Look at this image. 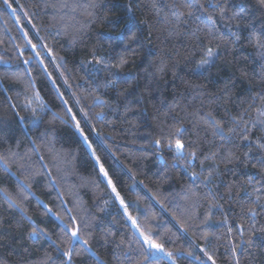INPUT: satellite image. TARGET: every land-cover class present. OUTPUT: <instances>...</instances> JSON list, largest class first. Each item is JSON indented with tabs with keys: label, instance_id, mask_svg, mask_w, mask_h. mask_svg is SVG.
<instances>
[{
	"label": "trees",
	"instance_id": "16d2710c",
	"mask_svg": "<svg viewBox=\"0 0 264 264\" xmlns=\"http://www.w3.org/2000/svg\"><path fill=\"white\" fill-rule=\"evenodd\" d=\"M256 37L260 0H0V264H264Z\"/></svg>",
	"mask_w": 264,
	"mask_h": 264
},
{
	"label": "snow or ice",
	"instance_id": "6c2138e0",
	"mask_svg": "<svg viewBox=\"0 0 264 264\" xmlns=\"http://www.w3.org/2000/svg\"><path fill=\"white\" fill-rule=\"evenodd\" d=\"M5 2H7V0H5ZM260 3L264 4V0H260ZM236 16L239 17L240 14L237 13ZM236 38L239 39V36H237ZM249 39L251 40L252 38L249 37ZM256 47L258 49H264V41H261L259 37H256ZM260 54H261L262 58H264V53H260ZM216 55L217 54L213 53L211 51V49H209L208 52H207V59H205L204 62L199 66L200 69L206 70L207 67H210L214 63V58H215ZM96 63H98V64L108 63V61L104 60L103 58H99V59L96 60ZM120 63L124 64V63H126V61L123 58H121ZM261 95L264 96V94H261ZM262 114H264V113H262ZM207 119H208L209 124L212 127V130H213L214 134L220 135L222 138L226 139V137H224L222 126L217 121L212 119L211 117H208ZM183 131H184L183 129L178 130L177 131V135L181 134ZM230 131H231V129H230ZM156 143L159 144L160 141L158 140V141H156ZM170 147H171V145H170ZM262 147H264V145H262ZM175 149H176V151L178 153H180L182 155V150L184 149V145L181 143L180 139H176ZM192 155H193V158H195V154L193 153ZM257 163H259L261 166H264V158H261L259 161H257ZM101 171H103V169H101ZM210 182H211V179L209 178V183ZM73 236H76L75 232H73ZM145 242L150 244L152 247L159 248L158 245L152 244L151 240H147L146 239Z\"/></svg>",
	"mask_w": 264,
	"mask_h": 264
},
{
	"label": "rangeland",
	"instance_id": "374dc122",
	"mask_svg": "<svg viewBox=\"0 0 264 264\" xmlns=\"http://www.w3.org/2000/svg\"><path fill=\"white\" fill-rule=\"evenodd\" d=\"M150 248L154 249V247H152L150 244H148Z\"/></svg>",
	"mask_w": 264,
	"mask_h": 264
}]
</instances>
